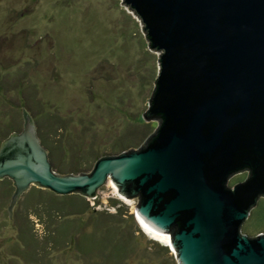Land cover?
I'll use <instances>...</instances> for the list:
<instances>
[{"label": "water", "instance_id": "95a60500", "mask_svg": "<svg viewBox=\"0 0 264 264\" xmlns=\"http://www.w3.org/2000/svg\"><path fill=\"white\" fill-rule=\"evenodd\" d=\"M120 5L157 54L142 113L156 128L136 148L97 157L87 172L59 173L23 108L22 129L0 143V178L14 186L9 215L30 186L94 198L109 178L119 194L138 198L137 221L168 234L177 264H264V233L240 229L264 194V0ZM246 155L252 181L228 186L234 157Z\"/></svg>", "mask_w": 264, "mask_h": 264}, {"label": "rangeland", "instance_id": "374dc122", "mask_svg": "<svg viewBox=\"0 0 264 264\" xmlns=\"http://www.w3.org/2000/svg\"><path fill=\"white\" fill-rule=\"evenodd\" d=\"M120 2L0 0V134L11 115L17 112L18 118L24 108L56 172L74 166L87 172L97 157L122 150L114 147L124 144L127 130L133 129V146L126 149L136 148L158 124L142 117L154 88L157 54L148 49L139 21ZM246 175L245 169L233 173L228 186ZM25 194L10 215L9 200L0 207V264H26V256L12 248L24 219L42 234L32 207H23ZM115 199L134 212L138 198L121 196L108 178L89 201L87 213L106 207L113 212ZM240 229L250 236L264 233L263 196L249 208ZM47 257V264H90L62 248Z\"/></svg>", "mask_w": 264, "mask_h": 264}, {"label": "trees", "instance_id": "16d2710c", "mask_svg": "<svg viewBox=\"0 0 264 264\" xmlns=\"http://www.w3.org/2000/svg\"><path fill=\"white\" fill-rule=\"evenodd\" d=\"M2 114L7 113L5 111ZM17 114L11 115V121L5 123L0 143L11 132L22 129V111L18 118L15 117ZM56 119L57 117H53V121ZM126 134L128 136H123L124 144L115 146V150L133 146V129L127 130ZM38 135L41 136L40 133ZM42 142L46 141L42 138ZM94 154L93 151L89 152L90 156ZM68 172L77 173V167L69 168ZM13 190L11 179L0 178V207L6 200L10 203ZM25 197L23 207H32L43 229L42 234L38 235L29 219H24L23 225L20 223V240L16 241L17 248L14 245L12 248L16 254L26 256V264H47V254L60 248L82 255L90 264H177L168 244L152 239L153 237L148 238L134 212H129L122 201L115 199L111 202L113 212L106 207L92 208L87 213L91 198L79 193L56 194L48 189L31 186L26 190Z\"/></svg>", "mask_w": 264, "mask_h": 264}, {"label": "flooded vegetation", "instance_id": "af4514ba", "mask_svg": "<svg viewBox=\"0 0 264 264\" xmlns=\"http://www.w3.org/2000/svg\"><path fill=\"white\" fill-rule=\"evenodd\" d=\"M245 158H246V160H247V159H252V156H251V155H246V156H242V157H238V156L234 157L235 162H234L233 164H234V166H235V165H239V167L237 168V170H235V171H233V172L239 171V170H241V169H246L247 172H248V175H247L245 181H248V184H244L243 186L246 187V185H247V187H248V185H249L250 182L252 181V178H253L254 175H253V169H252L251 167L247 166V165L244 163ZM233 172H232V173H233ZM232 173H230V175H231ZM230 175H229V176H230ZM243 182H244V181H243ZM227 183H229V181H227ZM237 183H238V182H237ZM237 183H235V184H237ZM235 184H234V185H235ZM227 185H228V184H227ZM243 186H242V188H243ZM252 188H253V186L250 187V189H249V192H248V200L251 199V197L255 194V191H254V190H252V191L250 192V190H251ZM262 195L264 196V194H262Z\"/></svg>", "mask_w": 264, "mask_h": 264}, {"label": "bare ground", "instance_id": "6f19581e", "mask_svg": "<svg viewBox=\"0 0 264 264\" xmlns=\"http://www.w3.org/2000/svg\"><path fill=\"white\" fill-rule=\"evenodd\" d=\"M112 185L115 189H117L113 183H112ZM138 223L146 230V232L150 233L153 237H156V239H160V240L168 243V240H169L168 234L159 232V231L153 229L152 227H150L149 225L144 224L143 222L138 221Z\"/></svg>", "mask_w": 264, "mask_h": 264}, {"label": "clouds", "instance_id": "9594fccd", "mask_svg": "<svg viewBox=\"0 0 264 264\" xmlns=\"http://www.w3.org/2000/svg\"><path fill=\"white\" fill-rule=\"evenodd\" d=\"M142 230H143L146 234H149V233L146 232V230H144V229H142Z\"/></svg>", "mask_w": 264, "mask_h": 264}]
</instances>
